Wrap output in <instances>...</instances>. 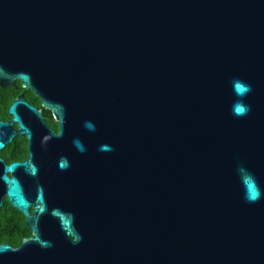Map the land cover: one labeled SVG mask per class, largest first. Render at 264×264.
Listing matches in <instances>:
<instances>
[{
  "label": "water",
  "instance_id": "water-1",
  "mask_svg": "<svg viewBox=\"0 0 264 264\" xmlns=\"http://www.w3.org/2000/svg\"><path fill=\"white\" fill-rule=\"evenodd\" d=\"M55 71L65 150L23 98L0 122V151L30 142L0 158V207L33 233L0 264H264V0H0V86L51 108Z\"/></svg>",
  "mask_w": 264,
  "mask_h": 264
},
{
  "label": "flooded vegetation",
  "instance_id": "flooded-vegetation-1",
  "mask_svg": "<svg viewBox=\"0 0 264 264\" xmlns=\"http://www.w3.org/2000/svg\"><path fill=\"white\" fill-rule=\"evenodd\" d=\"M17 98H23L31 106L43 113L44 118L42 121L36 118V120L34 119L36 124L46 126L48 132L55 136H51L50 138L52 145L62 146V149L65 150L66 146L69 145L71 136L68 131L71 119L66 71H64V73L55 71L54 73L51 92L47 97L49 103L52 105L51 108H46L43 104V97L33 90L26 88L20 80H14L13 84L5 87L0 86V122L9 123L13 119V117L9 115L8 109ZM2 102L9 103V106L4 110L1 109ZM18 113L23 118L24 123L33 128V120L30 123L29 119L31 118L23 107L19 108ZM59 115L63 116L62 120H60ZM62 124L65 126L64 135L63 137H57L61 132ZM18 129L19 127L17 124H14L8 129H3L2 133L4 140H7L12 134L17 132ZM80 140L85 144V139L83 140L82 136H80ZM29 152L30 142L26 137L16 134L12 137L11 142L5 143L4 149L0 151V158L7 165H10L14 162H23L27 160L29 158ZM62 156L67 158L66 152H63ZM2 201L3 206L0 207V244H8L12 246V248L17 249L22 245L24 239L32 238L33 233L27 225L26 218L22 213L10 205L6 196ZM30 211L33 212L32 206L30 207Z\"/></svg>",
  "mask_w": 264,
  "mask_h": 264
},
{
  "label": "clouds",
  "instance_id": "clouds-1",
  "mask_svg": "<svg viewBox=\"0 0 264 264\" xmlns=\"http://www.w3.org/2000/svg\"><path fill=\"white\" fill-rule=\"evenodd\" d=\"M234 92L240 98L233 104L234 115H245L250 108L243 103V97L251 90L250 85L244 84L240 80H235L234 82Z\"/></svg>",
  "mask_w": 264,
  "mask_h": 264
},
{
  "label": "trees",
  "instance_id": "trees-1",
  "mask_svg": "<svg viewBox=\"0 0 264 264\" xmlns=\"http://www.w3.org/2000/svg\"><path fill=\"white\" fill-rule=\"evenodd\" d=\"M9 106V103L2 102L1 109H6Z\"/></svg>",
  "mask_w": 264,
  "mask_h": 264
}]
</instances>
